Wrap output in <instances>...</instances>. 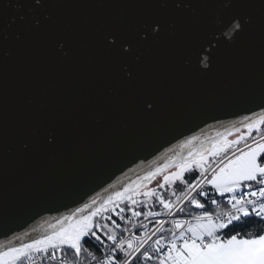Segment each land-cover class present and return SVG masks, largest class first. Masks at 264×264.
I'll use <instances>...</instances> for the list:
<instances>
[{
	"label": "water",
	"instance_id": "1",
	"mask_svg": "<svg viewBox=\"0 0 264 264\" xmlns=\"http://www.w3.org/2000/svg\"><path fill=\"white\" fill-rule=\"evenodd\" d=\"M261 114L264 0H0V250Z\"/></svg>",
	"mask_w": 264,
	"mask_h": 264
},
{
	"label": "snow or ice",
	"instance_id": "2",
	"mask_svg": "<svg viewBox=\"0 0 264 264\" xmlns=\"http://www.w3.org/2000/svg\"><path fill=\"white\" fill-rule=\"evenodd\" d=\"M36 2L39 3V0ZM240 27L238 21H233L229 32L234 33ZM109 42L115 43L111 38ZM122 48L128 50L126 44L122 45ZM206 59L205 57L202 60L204 66H207ZM262 125L264 114L246 123L244 127L247 128V133H242L235 140L224 136L222 140L213 142L207 148L206 154L203 150L199 154L189 153L187 162L181 163L178 171L165 175L163 182L158 185V189L166 190L173 189L176 182L186 185L185 191L179 195L174 189L171 192L172 196H176L175 202L165 199L157 188L144 192V199H137L139 193L134 189L125 188L123 192L108 196L100 207L92 208L89 215L73 222L77 212L83 211L77 209L64 218L65 223L61 224L59 230H55L53 226L54 230L49 235L33 239L19 247L0 250V264H33L38 259L41 264H51L57 259V254L65 252V248L74 251L76 258H79L82 252H87L96 264H148L149 261L152 264H264V234H261L264 229L247 233L244 237H241L240 233L227 239L222 237L223 230L246 217L255 216L259 218V223H264V165L259 162L264 159V142L256 143L255 146L246 144L245 149L239 148L240 142L250 138L254 129L260 140L264 141ZM236 131L239 132V128ZM232 149L236 151L232 152ZM229 152H232L231 157L228 156ZM222 156L224 160H220ZM213 164H216V167H213ZM197 169L200 175L189 183L185 179V173ZM160 171L162 170L157 169L155 173L150 172L144 179H155ZM208 185L215 194L227 200L231 206L230 210L219 214L204 210L194 217L195 224L176 219L175 213L184 212L186 203L205 209V204L197 197H208L209 193L205 190ZM130 190L132 195H129ZM157 203L170 219L155 220V231L151 234H148V225L136 223L132 229L122 228L121 224L113 219L114 215L128 224L137 217H158L160 212L137 210L139 205L148 207ZM210 203L219 207L216 199H211ZM92 204L95 205L96 201L93 200ZM84 207L90 206L85 204ZM127 212H131V217H126ZM97 217L102 218L104 222L96 219ZM165 223H170L172 228L166 229ZM141 227L145 228V232L137 235L134 229ZM169 231L170 236L167 235ZM97 232L102 233L106 240L111 242L107 254H103L102 250V258L99 259L82 247V240L87 236L94 237L103 244L104 241ZM60 264L66 262L62 260Z\"/></svg>",
	"mask_w": 264,
	"mask_h": 264
},
{
	"label": "trees",
	"instance_id": "3",
	"mask_svg": "<svg viewBox=\"0 0 264 264\" xmlns=\"http://www.w3.org/2000/svg\"><path fill=\"white\" fill-rule=\"evenodd\" d=\"M199 172L197 170H195L194 172H188L185 173V179L188 180V182H191L195 176L198 174ZM186 185L181 184L180 182H176L175 185H173V189L176 191L177 195H179L184 189H185ZM158 189V188H157ZM173 189H158V191L164 195L165 199H170L172 201H174L176 199V196H172L171 192L173 191ZM205 190L209 193L208 197H197V199L200 200L201 203L205 204V209H199L196 208L194 205L188 204L187 207L185 208V213H198L204 210H207L209 212L215 211L216 207H214V205H212L210 203L211 199H216L219 203V208H225L228 207L229 204L226 202L225 199H222L220 196L216 195L214 192H212V190L206 186ZM139 199H143V197L141 196ZM124 206V205H122ZM137 210H156L158 212H162V206H160L158 203L157 204H153V205H149L148 207H144L143 205H139L137 206ZM130 213L131 212H127ZM96 219L101 220V222H103V220L100 217H97ZM259 218L252 216V217H246L243 219V221L240 222H235L233 225H231L229 228L225 229L222 231V237L224 239L230 238L231 235H235L237 233H240L241 237H244L247 233H251V232H257L261 229H264V223H259ZM262 233V232H261ZM97 235L101 236V239L104 241V243L102 244L100 241L95 240L94 237L91 236H87L84 237L82 240V247L86 248L89 252H98L99 249L102 246H105L108 241L106 240V237H104L102 235V233L97 232ZM87 252H82L81 253V257H85ZM63 254H66L67 256L71 257V258H75V253L74 251L70 250V249H66L65 248V252ZM150 262V261H149ZM152 263V262H151Z\"/></svg>",
	"mask_w": 264,
	"mask_h": 264
},
{
	"label": "built area",
	"instance_id": "4",
	"mask_svg": "<svg viewBox=\"0 0 264 264\" xmlns=\"http://www.w3.org/2000/svg\"><path fill=\"white\" fill-rule=\"evenodd\" d=\"M220 160H224V157L223 156L220 157ZM217 163H219V161H217ZM213 167H216V164H213ZM199 175H200V172L195 176V178L192 181H195ZM191 182H189V183H191ZM184 191H185V189L182 192H184ZM175 201H176V199L173 202H175ZM188 204L189 203H186L184 205V207L186 208ZM111 206L112 205H108V207H111ZM214 207H216V210L212 211L213 214H219V213H222V212H225V211H229L230 208H231L230 205L228 207H226V208H219L216 205H214ZM147 211H149V210H146L145 212H147ZM151 211L158 212L156 210H151ZM125 215H126V217H131L130 213H126ZM196 215L197 214H191V213H185V212H177V213H175V218L176 219H180V220H185V221H192V220H194V217ZM113 219H116L117 223H120L122 228L132 229L133 228V224H136V223L148 225L147 231H148V234H151L152 231H155V223H154L155 220L168 221L170 218L167 216V214L163 213V211H162L161 215L158 216V217H155V218H151V217L150 218L137 217V218L133 219L132 223H128V224H125L124 221L119 220V218L114 216V215H113ZM164 226H165L166 229H171L172 228V225L170 223H165ZM184 227L186 228L187 225H184ZM134 231H135V233L137 235H139L141 232H145V230H143V227L139 228L138 230L134 229ZM177 234H178V232H177ZM126 235H127V233H125V236ZM167 235L170 236L171 235V231H169L167 233ZM110 247H111V242H108L105 246H102L99 249L98 252H96V253L92 252V254L96 255L98 257V259L102 258V250H103V254H107V251H108V249H110ZM41 259H43V257H41ZM62 260L65 261L66 264H67V262H72V264H96V262L91 260V257H89L87 255V253H86L85 257H83V258L81 256L79 258H76V257L75 258H71V257L67 256L66 254H57V259L55 261H52L51 264H60V262ZM33 264H41V260L40 259L35 260L33 262Z\"/></svg>",
	"mask_w": 264,
	"mask_h": 264
},
{
	"label": "rangeland",
	"instance_id": "5",
	"mask_svg": "<svg viewBox=\"0 0 264 264\" xmlns=\"http://www.w3.org/2000/svg\"><path fill=\"white\" fill-rule=\"evenodd\" d=\"M262 128H264V125H262ZM247 131H248L247 129L244 130V131H242V132H237V131H235L234 134L239 136V135H241L242 133H247ZM262 134H264V133H262ZM236 138H237V136H236V137H232V138H228V139H229V140H235ZM259 138H260V136L257 135V133H256V131H255V129H254L253 132H252V134H251V137H250V138H248V139L243 140V141L240 142V144H239V148H240V149H245V145H246V144H247V145L250 144L249 146H251V143H253L254 141H256V140L259 139ZM220 140H222V139H220ZM216 141H217V140H216ZM213 142H215V141H211V142H209V143L203 145L202 147H200L199 149H197V150H196L195 152H193V153H194V154H199V153L201 152V150H203L204 153L206 154L207 148H208ZM235 151H236V149H232V152H235ZM232 152H229V153H228L229 157H231ZM189 158H190V157L187 156V157H185V158L179 160V161L177 162V164H176V165H175V166H174L169 172H167V173H164V174H156L155 179H151V180H149L145 185H138V184H137V185H134L133 187H130V189H134L137 193H139V195L136 196V198L139 199V198L142 196V194H143L144 192L149 191V190H151V189H153V188H158V185H159L160 183L163 182V177H164L165 175H170L171 173L178 171V170H179V167H180V164H181V163H186L187 160H188ZM192 158H195V157H192ZM225 162H226V161H225ZM197 171L199 172L198 169H197ZM129 195H132L131 190L129 191ZM142 197H143V196H142ZM143 199H144V198H143ZM103 222H104V221H103ZM191 222H192V221H191ZM194 223H196V221H195ZM143 230H145V228H143Z\"/></svg>",
	"mask_w": 264,
	"mask_h": 264
},
{
	"label": "crops",
	"instance_id": "6",
	"mask_svg": "<svg viewBox=\"0 0 264 264\" xmlns=\"http://www.w3.org/2000/svg\"><path fill=\"white\" fill-rule=\"evenodd\" d=\"M261 142H264V141H261L260 138H259V139H257L256 141H254L253 143H251V146H255L256 143H261ZM249 145H250V144H249ZM259 162H260L262 165H264V159H261ZM208 187L211 189V186H210V185H208ZM211 190H212V189H211ZM212 192H214V190H212ZM216 195H218V194H216ZM218 196H219V195H218ZM225 200H226V199H225ZM226 202H227V200H226ZM225 208H226V207H225ZM201 213H202V211H201V212H198V213H195V214L199 215V214H201ZM191 214H194V213H191ZM194 222H195V219L192 220V223H193V224H195ZM261 234H264V232H262ZM148 264H152L151 261L148 262Z\"/></svg>",
	"mask_w": 264,
	"mask_h": 264
}]
</instances>
